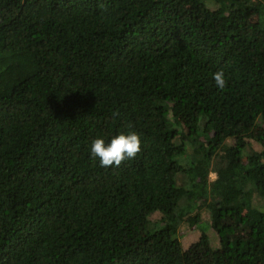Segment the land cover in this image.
I'll use <instances>...</instances> for the list:
<instances>
[{
    "label": "trees",
    "instance_id": "1",
    "mask_svg": "<svg viewBox=\"0 0 264 264\" xmlns=\"http://www.w3.org/2000/svg\"><path fill=\"white\" fill-rule=\"evenodd\" d=\"M258 125L264 0H0V264H264ZM203 207L218 251L179 238Z\"/></svg>",
    "mask_w": 264,
    "mask_h": 264
},
{
    "label": "rangeland",
    "instance_id": "2",
    "mask_svg": "<svg viewBox=\"0 0 264 264\" xmlns=\"http://www.w3.org/2000/svg\"><path fill=\"white\" fill-rule=\"evenodd\" d=\"M253 14L249 13L245 18L250 19L253 18ZM264 131L261 126L256 127V132H262ZM254 147L259 148V145L255 142H252ZM216 177V173L212 172L210 174V178L214 179ZM200 222L197 226H193L192 228L189 227V225L186 222H182L180 225V231H179V238L181 239L182 243L186 245V247L190 246L192 243L196 242L200 236L204 233L208 237V247L211 250L218 251L220 248V240L217 231L212 227V218L210 212L207 210V208L203 207L200 211ZM222 227L226 232L229 233V235L233 237H239L243 236L249 232V230L245 227L237 225L234 216L228 215L222 220ZM142 226L143 222L139 221L136 223V226L134 228V233L136 236L132 239V242L134 244L138 243L141 240V234H142ZM140 236V237H139ZM197 254L199 255L198 258L202 259L203 262L208 263L209 259L207 256V253L205 252L204 247H199L197 250ZM204 254V255H202ZM202 255V256H201Z\"/></svg>",
    "mask_w": 264,
    "mask_h": 264
},
{
    "label": "clouds",
    "instance_id": "3",
    "mask_svg": "<svg viewBox=\"0 0 264 264\" xmlns=\"http://www.w3.org/2000/svg\"><path fill=\"white\" fill-rule=\"evenodd\" d=\"M216 86L224 89L227 86L224 71L221 69L213 75ZM141 151L140 136L132 131L121 133L105 143L104 139L96 138L92 141L90 154L92 158H99L101 167H119L125 160L133 159Z\"/></svg>",
    "mask_w": 264,
    "mask_h": 264
}]
</instances>
